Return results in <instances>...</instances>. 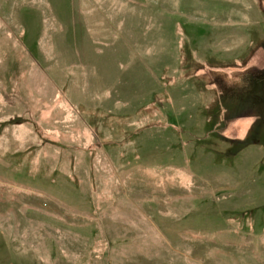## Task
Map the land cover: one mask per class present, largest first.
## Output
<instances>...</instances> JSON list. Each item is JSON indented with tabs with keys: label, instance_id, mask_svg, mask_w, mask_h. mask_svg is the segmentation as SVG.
<instances>
[{
	"label": "rangeland",
	"instance_id": "rangeland-1",
	"mask_svg": "<svg viewBox=\"0 0 264 264\" xmlns=\"http://www.w3.org/2000/svg\"><path fill=\"white\" fill-rule=\"evenodd\" d=\"M0 264H264V0H0Z\"/></svg>",
	"mask_w": 264,
	"mask_h": 264
}]
</instances>
